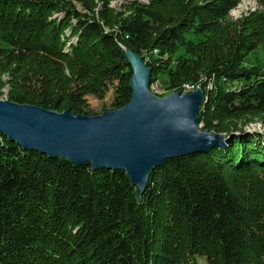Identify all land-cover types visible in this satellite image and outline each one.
<instances>
[{
    "label": "trees",
    "instance_id": "trees-1",
    "mask_svg": "<svg viewBox=\"0 0 264 264\" xmlns=\"http://www.w3.org/2000/svg\"><path fill=\"white\" fill-rule=\"evenodd\" d=\"M107 1L98 17L94 0H0V64H15L16 74L10 101L66 108L68 68L81 79L70 89L78 100L115 82L122 108L133 74L124 48L165 54L189 33L215 26L213 45L167 71L171 89L213 75L215 88L204 87L199 111L208 131L226 129L222 119L264 112V73L241 67L255 44L216 24L240 0H125L120 10ZM256 1L262 12L244 24L264 22V0ZM45 66L58 71L57 101L16 92L19 76L43 75ZM240 140L166 160L140 196L124 170L50 157L0 133V264H197L198 257L205 264H264V143Z\"/></svg>",
    "mask_w": 264,
    "mask_h": 264
},
{
    "label": "water",
    "instance_id": "water-1",
    "mask_svg": "<svg viewBox=\"0 0 264 264\" xmlns=\"http://www.w3.org/2000/svg\"><path fill=\"white\" fill-rule=\"evenodd\" d=\"M124 51L133 70L132 97L119 111L75 117L70 110L58 113L0 100V133L50 157L90 163L93 169L124 170L140 196L153 169L166 160L224 148L245 134L199 130L201 89L159 99L149 89L151 69L140 55Z\"/></svg>",
    "mask_w": 264,
    "mask_h": 264
},
{
    "label": "rangeland",
    "instance_id": "rangeland-1",
    "mask_svg": "<svg viewBox=\"0 0 264 264\" xmlns=\"http://www.w3.org/2000/svg\"><path fill=\"white\" fill-rule=\"evenodd\" d=\"M125 0H110L108 7H111L115 10H120ZM107 0H94V8L98 14L100 15L101 10H104L107 4ZM73 7L77 10L84 12V7L80 2L73 3ZM170 9V8H168ZM172 10L174 8H171ZM261 6L257 3L256 0H240L235 6L229 9L228 15L223 19H220L216 24H219L218 27L224 29V31H231V29H236L235 32L240 35H247L248 38L255 44L253 50L245 54L242 68L245 69H256L264 73V22L259 23L257 26H251V24H244L245 20L248 19L253 13H261ZM59 16V14H57ZM57 15H53L57 17ZM61 15V14H60ZM105 31H112L108 24H105V21L102 22ZM225 31V32H226ZM219 37V33L216 31L215 26L207 29L205 32L199 34H191L187 35L185 42L179 46L174 51H168L165 54L160 52L159 49L151 53H146L144 57L142 55H138L142 57V62L146 66V68L154 67V75H152L151 69V83L149 85V89L151 93L159 99H165L175 93L181 92L182 94H189L194 92L196 89H201L204 96V102L207 97L206 92H204V87L213 91L215 88V78L213 75L202 74L197 82L194 83H184L179 88L171 89L169 83V77L167 75V71L176 65V61L178 59H188L189 63L193 62L195 57L200 54V52L204 51L208 48L209 44L215 42L214 40ZM62 64V63H61ZM150 64V66H148ZM63 65V64H62ZM160 65L167 66L165 69L166 72H158V67ZM67 66V63H66ZM78 68V64H76ZM15 68V64H10L4 62L0 64V100L1 101H10L9 95L13 92V84L12 79L16 77V74L12 70ZM41 73L43 75L32 77L31 73L34 71L27 72L25 76H19L20 84L16 88V92L23 91L26 95L30 97H39L50 101H57L59 96H61V91H58L55 88L56 77L59 75L55 67H41ZM65 75L69 78L73 77V82L70 84L69 88L73 87L75 84H80L81 79L77 77V75H73L68 68H65ZM73 75V76H72ZM34 76V75H33ZM36 77L45 78L44 81H36ZM35 78V80L33 79ZM37 78V79H38ZM76 80V81H75ZM86 82V81H85ZM88 82V81H87ZM53 83V86H52ZM189 84V87L185 85ZM221 87H227L223 83L220 84ZM115 82L110 83L107 88L101 89L99 92L90 93L85 96L83 99H77L75 95L71 93L69 89L65 96L66 108L61 110L49 109V111H56L58 113H64L67 110H70L71 113L76 116H100L104 113L116 112L122 108L116 107V88ZM41 87V88H40ZM12 102V101H11ZM203 102V104H204ZM16 103V102H14ZM20 104V103H17ZM77 106V109H81L82 107L86 109H90L92 113L85 114L84 112H73L71 108L67 106ZM202 104V105H203ZM21 105H33V104H21ZM37 106V105H33ZM39 107V106H37ZM202 107V106H201ZM42 108V107H41ZM201 109V108H200ZM199 117V114H198ZM220 122L224 127H227L225 131H244L245 134H242L237 139H245L246 137L252 138L256 142L259 139L264 143V112H251L241 114L235 117H231L228 119H222ZM199 130L203 129V122L198 121ZM240 140V141H241ZM252 140V141H253ZM248 141V140H247ZM246 142V141H245ZM231 143V142H230ZM229 143V144H230ZM240 143V142H239ZM229 144L224 148H229ZM220 148V149H224ZM197 264H205V260L202 257L197 258Z\"/></svg>",
    "mask_w": 264,
    "mask_h": 264
},
{
    "label": "bare ground",
    "instance_id": "bare-ground-1",
    "mask_svg": "<svg viewBox=\"0 0 264 264\" xmlns=\"http://www.w3.org/2000/svg\"><path fill=\"white\" fill-rule=\"evenodd\" d=\"M133 57H134V56L132 55V58H133ZM185 86H186V87H189L190 85H189V84H186Z\"/></svg>",
    "mask_w": 264,
    "mask_h": 264
}]
</instances>
